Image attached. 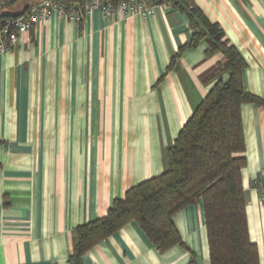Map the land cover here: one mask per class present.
<instances>
[{"label":"crops","instance_id":"crops-1","mask_svg":"<svg viewBox=\"0 0 264 264\" xmlns=\"http://www.w3.org/2000/svg\"><path fill=\"white\" fill-rule=\"evenodd\" d=\"M44 0H14L19 16ZM74 1V0H72ZM178 2L179 0H175ZM246 61L244 86L264 101V0H192ZM198 22L197 18L193 16ZM190 10L154 16L53 14L0 54V264H69L74 231L105 217L113 202L166 169L193 112L229 76L222 54L189 44ZM242 185L249 238L264 264V104H243ZM185 245L159 253L132 222L88 251L83 264H210L202 203L173 217Z\"/></svg>","mask_w":264,"mask_h":264},{"label":"trees","instance_id":"trees-1","mask_svg":"<svg viewBox=\"0 0 264 264\" xmlns=\"http://www.w3.org/2000/svg\"><path fill=\"white\" fill-rule=\"evenodd\" d=\"M53 1L67 11L84 13L85 0ZM167 2L190 10L194 31L190 43L172 58L168 70L184 50L197 48L204 42L206 57L219 53L224 56L226 61L219 72H227L229 78L226 82L223 79L216 82L174 145L166 150L167 169L162 175L128 190L122 199L113 202L105 217L75 229L69 264H83V256L88 251L132 222L140 227L159 253L176 246L185 248L173 217L198 203L204 208L210 264H260L258 248L249 238L242 185L246 148L241 106L262 105L264 101L246 91L244 72L248 65L229 44L221 27L210 22L192 0H161L157 4ZM19 16H3L2 25L7 19ZM256 184L252 183V187ZM190 264H197L194 254Z\"/></svg>","mask_w":264,"mask_h":264},{"label":"built area","instance_id":"built-area-1","mask_svg":"<svg viewBox=\"0 0 264 264\" xmlns=\"http://www.w3.org/2000/svg\"><path fill=\"white\" fill-rule=\"evenodd\" d=\"M12 0H0V9ZM161 0H119L117 2H103V0H85L84 13L100 11L106 16H114L123 13L126 16H141L148 19L155 15L156 10L161 6H171L170 2L157 4ZM53 14L74 22H80L82 13L80 11H67L59 3L53 0H44L34 6L25 14L7 19L0 30V54L9 53L16 48L20 37L30 33L36 26L48 23ZM256 191L264 198V179L256 181Z\"/></svg>","mask_w":264,"mask_h":264}]
</instances>
